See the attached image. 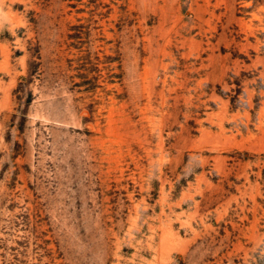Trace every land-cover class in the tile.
<instances>
[{
  "label": "rangeland",
  "instance_id": "rangeland-1",
  "mask_svg": "<svg viewBox=\"0 0 264 264\" xmlns=\"http://www.w3.org/2000/svg\"><path fill=\"white\" fill-rule=\"evenodd\" d=\"M0 264H264V0H0Z\"/></svg>",
  "mask_w": 264,
  "mask_h": 264
}]
</instances>
